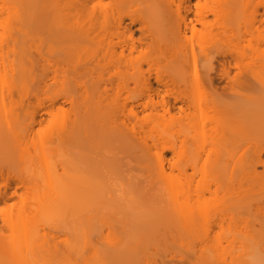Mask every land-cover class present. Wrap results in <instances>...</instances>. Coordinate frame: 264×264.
Wrapping results in <instances>:
<instances>
[{"label":"bare ground","instance_id":"obj_1","mask_svg":"<svg viewBox=\"0 0 264 264\" xmlns=\"http://www.w3.org/2000/svg\"><path fill=\"white\" fill-rule=\"evenodd\" d=\"M92 1L102 0H68L60 9L53 0H0V23L49 27L51 14L77 12ZM111 1L136 5L126 13L125 25L121 26L122 16L111 20L116 29L123 28L118 30L116 70L81 81L80 112L51 113L58 146L75 144L88 135L95 137L97 145L115 140L125 160L111 165L108 174L111 182H118L119 202L101 208L100 215L144 216L132 230L136 239L131 255L140 251L148 235L178 238L205 224L204 235L212 232L218 238L228 226L240 223L246 230L233 250L231 264H264V212L259 204L244 208L238 189L244 176L256 178V167L264 169V78L240 67L245 59L252 62L264 54V47L252 50L250 38L246 39L264 41V18H257L254 9L237 28L233 13L242 0H196L192 17H188L189 5H182L184 0ZM258 4L264 10V0ZM172 6L177 20L170 24ZM134 22L141 28L143 45L132 36ZM245 39L247 43H242ZM133 51L137 54L131 58ZM195 52L199 60L188 62L186 55ZM127 55L128 62L121 64ZM2 95L0 137L14 140L0 151V264H30L37 225L69 214L75 223L68 226L69 237L62 248L47 242L46 251L55 250L64 258L79 253L85 261L93 260L96 246L80 244L88 233L85 221L92 220L74 215L82 211L92 218L96 211L92 198L85 195L86 178L76 173L72 161L52 159L54 149L44 146L48 138L36 149L23 147L19 138L29 136L39 123L36 112L21 124L6 115L11 101ZM67 96L73 104L72 92ZM243 140L254 141L246 161L244 150L240 152ZM202 151L205 157L199 163ZM164 152L171 155L166 157ZM195 175L200 176L196 193L190 188ZM225 179L236 187L219 194L225 190ZM204 193L210 197L201 200ZM88 211L92 212L87 215ZM227 244L234 245V239ZM125 260L118 256L119 263Z\"/></svg>","mask_w":264,"mask_h":264},{"label":"rangeland","instance_id":"obj_2","mask_svg":"<svg viewBox=\"0 0 264 264\" xmlns=\"http://www.w3.org/2000/svg\"><path fill=\"white\" fill-rule=\"evenodd\" d=\"M67 1L53 0L58 9L64 7ZM194 2L196 0H184L182 4L190 7L188 17L193 16ZM243 3L244 0L239 2L233 13L237 28H241L244 21L253 15L254 9L257 18H264V10L258 4V0H248L245 5ZM135 7L132 2L118 5L111 0H102L100 3L92 1L77 12L75 10L66 14L57 11L51 14L53 17L49 27L31 22L0 23V93L11 101V106L5 114L10 118H17L22 124L28 114L34 111L36 119L39 120V125L34 126L32 133L25 138H19V142L26 149L32 150L48 138L49 143H45L44 146L54 149L52 159L72 161L76 173L86 178L85 195L92 198V206L96 208V211H93L94 218L86 217L82 211L74 214L76 217L82 216L92 220L85 221L84 231L87 230L88 233L81 239L80 244L96 246V257L93 260L85 261L79 253L64 258L55 250L50 253L46 251L47 242L50 245L55 243L62 248L69 237L68 228L75 225L72 223V215L69 214L52 219L54 222L49 220V223L37 225L36 239L28 255L30 264H231L232 256L235 255L233 250L245 233L246 228L236 223L228 226V231L220 234L218 238L213 237L212 232L205 236L204 230L207 225L201 224L179 235L178 238L148 235L150 238L146 237L147 239L142 242L140 251L131 255L129 250L136 239L131 235L132 230L141 225L144 216L126 212L117 214L113 218L100 215L101 208L119 202L118 182H111L108 174L111 165L116 163L121 165L125 160L123 154L119 153L115 140L106 139L102 144L97 145L95 137L88 135L80 136L75 144L58 146L54 116L52 117L51 113L66 114L71 109L80 112L82 110L81 81L85 78H97L102 71L105 75H109L116 70L120 59L118 51L121 35L118 34V30L121 31L123 28L116 29L111 20L122 16L121 26L125 25L128 22L126 13ZM172 9L170 24L177 20L175 7L172 6ZM66 10L64 8V11ZM179 12L183 14V7ZM131 30L133 38L139 39L138 43L143 45L142 31L137 22L131 24ZM124 32L129 33L128 30ZM247 38H250L252 50L264 47L263 40L246 36ZM246 39L242 43H247ZM136 54L137 52L133 51L131 58ZM129 57L128 55L122 57L120 63H127ZM199 57L200 54L197 52L194 56L186 55L188 62L193 59L198 61ZM145 67L147 66L143 64V68ZM240 67L250 75L264 78V54H258L252 62L245 59ZM14 80L17 83L14 84ZM67 92H72L73 104ZM2 112L0 109V121L3 120ZM5 136L0 137V151L9 148L11 141L14 140L13 138L5 140ZM243 141L245 143L243 142L240 152L244 150L242 157L246 161L251 151V143L254 141L251 143L248 140ZM255 143H259V140L257 139ZM262 153L263 156L264 152ZM164 155L169 157L171 154L164 152ZM199 156L198 161L201 163L205 157L204 151ZM256 168L257 177L244 176L238 189L243 197L244 208L259 204L261 211L264 212V169L262 166ZM223 184H226L225 190L219 194H227L236 187L230 182L227 183L226 179ZM199 185L200 176L195 175L190 188L196 193ZM209 197L208 193H204L201 200ZM91 212L88 211L87 215ZM4 234L6 235L7 231H4ZM232 238L234 245L230 246L227 242ZM120 255L126 258L122 263L118 262ZM244 257L250 258L251 254H245Z\"/></svg>","mask_w":264,"mask_h":264}]
</instances>
